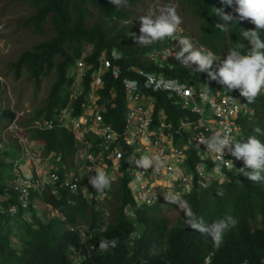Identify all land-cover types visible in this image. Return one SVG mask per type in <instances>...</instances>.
I'll use <instances>...</instances> for the list:
<instances>
[{
    "label": "trees",
    "instance_id": "1",
    "mask_svg": "<svg viewBox=\"0 0 264 264\" xmlns=\"http://www.w3.org/2000/svg\"><path fill=\"white\" fill-rule=\"evenodd\" d=\"M13 1L14 5L28 10L25 16L17 20L15 30L40 36L41 39L9 61L4 76L12 74L19 80L28 73L29 78L40 88L43 80L54 74L48 96L39 108L30 113L28 122L21 124L26 127L25 134L30 141L42 147L46 153L62 152L68 166L74 167L75 155L81 147L76 133L66 127L34 130L28 126L35 118H53L60 109L69 105L74 81V77L69 76V71L89 46L91 49L86 62L93 67L84 77L85 95L72 103L74 113L77 115L83 111L81 103L90 90L92 73L99 67L100 56L104 53L111 56L112 51L117 50L122 54L119 60L121 75L115 79L110 71L104 73V88L100 90V94L103 100H107L110 92L115 93L113 101L116 105L109 106L104 116L121 133L124 132L127 112L123 80L138 78L142 81L140 71L162 73L189 84L201 80L212 89L223 87L216 81L209 80L207 73L196 72V65L191 69L174 58L162 62L154 60L153 54L173 46V38L145 46L137 44L131 37L130 33L140 35L141 24H135L134 19L142 16V10L147 11V2L152 0H128L127 5L122 7L111 5L109 0ZM164 1L179 5L178 13L184 21L182 26L186 27L188 20L195 22L196 33L193 37L199 45H204L217 57L228 54L229 49L236 47L237 42L245 45V52L251 49L250 43L239 35L241 28H255L251 22L245 20L239 24L233 23L225 31L215 26L224 21L214 15V7H223L226 12L237 15L233 11L235 5L225 6L221 0ZM176 36H187V33L184 31ZM261 37L264 38V32H261ZM217 69V62H214L213 70ZM1 90L0 79V120H6L1 127L3 130L16 118L17 113L4 103ZM231 92L237 93L238 90ZM151 94L156 100V122L161 111H165L167 120L174 123L175 127L180 125L183 118H197L189 109L175 103L167 93ZM249 105L254 108L255 113L240 117L243 134L238 141L244 143L249 136L257 135L264 142V134L254 132L257 127L264 132V93ZM177 138L179 141V136ZM87 139L95 140L92 134H88ZM120 147L123 150L120 175L113 181L111 188L106 190L111 195L106 203L95 199L88 202L68 192H61L59 196L50 189L42 194L33 190L31 206L24 209L20 206L18 192L8 185L7 178L11 179L13 176H2L0 196L5 198L0 203L5 208L16 204L19 211L15 215L0 213V264H204L205 257L210 252L214 253L212 264H240L246 260L258 263L264 259V182H252L240 172L226 169H223L226 173L224 181L212 179L201 185L198 177H195L192 192L183 195L195 214L207 224L229 216L237 221L235 227L226 230L223 243L217 249L211 237L184 226L183 212L175 222H171L163 212L162 197L151 207L136 206L129 187L132 177L127 171L134 148L122 143ZM1 154L6 156L9 153L0 148ZM198 159V156L190 158V170L196 169ZM2 163L5 167L12 166L4 161ZM241 163L244 165L242 160ZM83 183L88 184L93 194H98L89 184V178L84 179ZM38 200L45 206L53 205L61 215L47 217L49 211L46 207L44 211L37 210ZM105 205L109 208L111 217L103 231L100 226L104 222ZM129 206L133 208L135 218L126 211ZM68 224H88L92 234L90 243L97 248L101 238H117L118 246L107 253L95 250L85 259H72L69 253L80 248V239L77 233L67 228Z\"/></svg>",
    "mask_w": 264,
    "mask_h": 264
},
{
    "label": "built area",
    "instance_id": "2",
    "mask_svg": "<svg viewBox=\"0 0 264 264\" xmlns=\"http://www.w3.org/2000/svg\"><path fill=\"white\" fill-rule=\"evenodd\" d=\"M137 23H141L140 20ZM172 50L173 53L177 51L175 48H168L163 52H156L152 58L161 62L172 59L174 55L165 58L167 52ZM89 51H85L69 71V76L74 77L69 105L60 109L53 118L46 119L43 116L35 118L30 121L28 126V128L34 130H50L56 126L66 127L76 133L78 140L81 142V147L75 155L74 167L68 166L64 162L62 152L50 151L46 153L42 150V147L30 141L25 134L26 127L21 124L18 118L21 114L16 116L6 128L8 134L18 140L23 150L22 157L11 161L12 166L8 173L13 176L9 179L8 185L18 192L22 208H30L33 190H37L42 194L48 189L59 196H61V192H68L70 195L81 197L88 202L95 199L106 203L111 199L109 193L105 192L104 198L100 199L99 194H93L89 190L88 184H84L83 181L95 175L97 168H103L116 180L120 175L119 168L123 155V150L120 147L121 143L124 146L134 148L131 154L132 161L139 159L142 155L152 153H160L162 158L166 159L165 168L160 172H156L154 169L139 168L134 163H131L127 169L132 177L129 187L137 207L153 206L169 190L188 195L195 187V177H198V182L201 185L212 179L224 181L226 180V173L223 169L240 172L238 169L245 167L241 160H237L226 149L224 159L231 160L234 166L229 169L220 164L223 176L214 177L211 170L219 162L212 154L207 153L206 145L199 143L202 137L210 136L213 130L230 128L231 134L236 140L243 134V127L239 119L242 116L254 115L255 110L240 96L239 91L234 93L228 92L225 87L212 89L209 86L212 99L205 101L201 98V89L197 90L196 88V84L202 82L201 80L189 84L169 78L162 73L140 71L139 73L143 77L142 81L138 78H125L123 80L127 102L124 132H119L111 123H108L104 114L109 106L114 107L116 105L113 101L115 93L110 92L107 100H103L100 90L104 88V73L110 71L115 79H118L121 75L119 60L122 58V54L117 50H115L116 55H114L113 50L111 56L106 53L100 56L99 67L94 69L92 73L90 90L81 103L83 111L81 114L76 115L72 103L85 95L84 77L87 71L93 67V65L86 62ZM226 56H221L219 63ZM148 75L153 76L157 83L146 86ZM133 81L136 82L134 88L128 83ZM168 81H175L177 84L191 89V95H183L181 91L175 89V86L166 87ZM202 83H204V86L206 85L205 82ZM151 92L167 93L174 99L175 103L189 109L197 115V118L194 120L183 118L180 125L175 127L174 123L167 120L165 111H161L158 122H156L154 116L156 100ZM230 97L233 99H230ZM237 105L247 106H240L237 111ZM30 113L31 111L28 113L29 119L31 118ZM88 134H92L95 142L87 139ZM177 136H179V141H177ZM194 156H198L199 159L196 169L193 171L189 168V160ZM1 159L0 155V182L2 176H5L6 173ZM5 161L9 162L10 160L5 159ZM245 170L247 171V169ZM72 185L77 186L75 191L72 190ZM186 186L187 191L185 190ZM4 198V196H0V201H3ZM47 206L53 215L59 214V210L53 205ZM127 208L132 212L131 206ZM18 211L19 206L16 204L5 208L0 203V213L2 214L15 215ZM103 211V217L106 220L110 215L106 205ZM71 230L79 232L81 242L83 244L87 243L90 235L86 225L73 226ZM82 236L86 239L82 240ZM94 248V246H91L90 250ZM210 263L211 258L209 256L206 258L205 264ZM241 264L250 263L243 262Z\"/></svg>",
    "mask_w": 264,
    "mask_h": 264
},
{
    "label": "clouds",
    "instance_id": "3",
    "mask_svg": "<svg viewBox=\"0 0 264 264\" xmlns=\"http://www.w3.org/2000/svg\"><path fill=\"white\" fill-rule=\"evenodd\" d=\"M109 2L116 7H122L127 5L128 0H109ZM221 3L228 7L235 5L233 11L237 14L233 15L232 13H228L223 7H214V15L224 21L223 24L217 23L215 25L221 31H225L228 25L233 23L239 24L245 20L251 22L255 28L249 30L241 28L242 31L239 33L242 39H246L250 43L251 49L245 52V45L241 42H237L236 47L229 49L226 58L220 62L217 70H213V65L214 62L220 61L221 56L217 57L213 51L204 45H198L190 36H176L177 33H182L184 31L182 28V24L184 23L183 17L178 13L179 5L176 3L158 5L154 9H150L147 15H142L139 19H134L135 24H140L137 23L138 20L141 22L139 29L140 35L136 36L134 33H130V35L137 44L145 46L163 41L166 38L178 40L180 50L174 53L173 50L168 51L165 58L169 55H174V59L180 61L186 68L196 65V72L207 73L209 80L216 81L218 84L225 87L228 92L238 90L240 96L247 101V104H252L256 101L257 97L264 92V38L261 37V32H264V0H221ZM171 48H173V46ZM114 55H116L115 50ZM128 83L133 88L136 85L134 81ZM155 83H157L155 78L148 75L146 78V86H151ZM165 86H175V89L181 91L185 96L191 95L192 92L191 89H187L185 86L179 85L175 81H168ZM210 89L208 83L201 89V98L203 100L208 101L212 99L210 96ZM230 99L233 98L230 97ZM240 106L246 107L247 105H237V111ZM254 132L256 134H264L258 127L254 128ZM199 143L206 145L207 153L212 154L219 162L217 166L211 170V174L214 177L223 176L220 164H223L229 169L234 166L231 160L224 159L225 150L227 149L233 157L243 161L245 167L238 169L241 174L252 182H264V142L257 138V135H251L247 138L246 142L240 143L231 134L230 128H224L213 130L210 136L202 137ZM0 148L1 151L6 150V148H2L1 146ZM1 158L2 162H6L5 159H9L10 161L6 163L12 165L11 161L18 157L14 158L9 154L6 156L1 154ZM129 163H134L139 168L145 170L154 169L156 172H160L165 168L166 159L162 158L160 153H152L142 155L139 159L129 161ZM6 167L4 166V169L8 171L5 173L4 177L8 176L11 169V167ZM245 169H250V171H246ZM9 179L10 178H7V181H9ZM114 179L115 177L107 173L103 168H97L96 174L89 177V184L99 194V198L103 199L106 190L111 188ZM76 188V185H72L73 191H75ZM185 190H188L187 186ZM161 197L162 200L165 198L168 203L175 204L177 208L183 212L185 227H190L202 235L211 237L214 247L217 249L223 243L226 230L230 227H235L237 224V221L231 216L226 219L214 221L211 224L205 223L204 219L198 217L188 202L183 199L182 193L169 190L167 194L164 193ZM46 208H48L47 205ZM47 211H49V213L51 212L49 208ZM126 211L131 217L135 218L133 208L132 212H130L128 208ZM60 215L61 213L59 212V214L53 216ZM110 217L111 215H109L108 219L104 220L103 224L100 226L101 230H106ZM80 225H86L88 227L90 238L85 244L81 242L79 232L71 230V227ZM67 228L71 232L77 233L80 239V248L73 249L69 253L72 259H85L95 250L101 253H107L110 249L116 248L119 243L117 238H101L97 248L90 243L92 234L88 224H68ZM133 235L135 236L136 234L133 233ZM84 239H86V237L82 236V240ZM91 246L95 248L90 250ZM209 256L211 258L210 264H212L213 252L206 255L204 264L206 263V258ZM244 262H249L250 264H263L264 259L258 263H253L248 260Z\"/></svg>",
    "mask_w": 264,
    "mask_h": 264
},
{
    "label": "rangeland",
    "instance_id": "4",
    "mask_svg": "<svg viewBox=\"0 0 264 264\" xmlns=\"http://www.w3.org/2000/svg\"><path fill=\"white\" fill-rule=\"evenodd\" d=\"M13 3V0H0L1 97L5 104L16 111L17 116L21 114V116L19 115L20 117L18 118L20 122L24 124L28 122L29 111L33 112L36 108H39L42 105V102L48 96L55 77L54 74L47 77L43 80L40 88H38L35 82L29 78L28 73H25L19 80H16L12 74L9 77L4 76V72L8 70L7 63L11 60H14L22 51L30 48L33 44L41 39L40 36H36L31 33H25L20 30H15L17 20L25 16L28 13V10L23 6H17ZM161 4L167 3L164 0L148 1L147 11L142 10L141 14L147 15L150 9H154ZM182 28L184 31H186L187 36H190L198 44L196 38L193 37L196 33V23L190 22L188 20L187 26H182ZM89 47L87 50L91 49ZM173 48L177 49L178 51L180 50L179 41H174ZM219 64V61H217L218 67ZM193 67L194 65L191 66V69ZM203 86L204 83L202 82L196 84L197 90L202 89ZM5 122L6 120H0V139L2 142L0 145L2 148H6L5 151H7L12 157H22L23 150L20 143H18V140L13 136H10L6 128L3 130L1 128ZM184 200L186 199L184 198ZM36 207L38 211H44L46 206L38 200ZM46 210H48V208H46ZM163 212L168 216L171 222H175L182 213V211H180L175 204L168 203L165 198L163 200ZM48 216L53 217V214L50 212L47 214V217Z\"/></svg>",
    "mask_w": 264,
    "mask_h": 264
}]
</instances>
